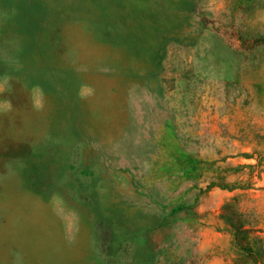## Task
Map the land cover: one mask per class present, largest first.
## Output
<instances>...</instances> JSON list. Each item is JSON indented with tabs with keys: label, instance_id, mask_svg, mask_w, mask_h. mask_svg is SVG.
Instances as JSON below:
<instances>
[{
	"label": "rangeland",
	"instance_id": "obj_1",
	"mask_svg": "<svg viewBox=\"0 0 264 264\" xmlns=\"http://www.w3.org/2000/svg\"><path fill=\"white\" fill-rule=\"evenodd\" d=\"M0 88V264H264V0H0Z\"/></svg>",
	"mask_w": 264,
	"mask_h": 264
},
{
	"label": "trees",
	"instance_id": "obj_2",
	"mask_svg": "<svg viewBox=\"0 0 264 264\" xmlns=\"http://www.w3.org/2000/svg\"><path fill=\"white\" fill-rule=\"evenodd\" d=\"M219 216L230 226L233 239L237 245H247L248 247L250 242L258 239V236L253 234L252 229L245 226V218L235 206L234 199L221 204Z\"/></svg>",
	"mask_w": 264,
	"mask_h": 264
},
{
	"label": "clouds",
	"instance_id": "obj_3",
	"mask_svg": "<svg viewBox=\"0 0 264 264\" xmlns=\"http://www.w3.org/2000/svg\"><path fill=\"white\" fill-rule=\"evenodd\" d=\"M37 92H38V99L36 100L34 107L37 110H41L44 107V92L42 88H39V86H36ZM0 91H3L2 88H0ZM89 93H91V89H89ZM9 109L12 107V104L10 101H7Z\"/></svg>",
	"mask_w": 264,
	"mask_h": 264
}]
</instances>
